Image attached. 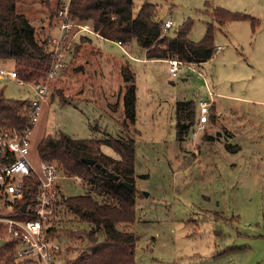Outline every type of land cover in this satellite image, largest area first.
<instances>
[{"label": "rangeland", "instance_id": "374dc122", "mask_svg": "<svg viewBox=\"0 0 264 264\" xmlns=\"http://www.w3.org/2000/svg\"><path fill=\"white\" fill-rule=\"evenodd\" d=\"M145 1L134 0V11ZM148 1L158 6L161 21H173L164 31L167 36L189 21V37L199 42L213 24L215 56L200 66L182 62L173 77L168 61L148 60L135 41L125 43L129 55L114 41L91 40L86 36L90 33L75 27L56 78L49 79L55 65L49 42L48 70L32 80L18 74L24 85L19 78L0 77V90L7 98L33 100L34 80L48 86L31 137L30 157L36 166L42 160L39 143L59 133L135 141L136 218L127 228L137 238L136 264H264V0ZM64 4L17 0L18 11L29 19L39 41L59 36ZM217 9L246 14L256 26L250 20L219 25L213 18ZM0 68L21 72L13 60L0 61ZM133 84L134 117L126 107ZM200 100H212L215 112L210 109L206 128L194 138ZM178 102L196 105L194 123L182 141ZM181 121L190 123L184 116ZM103 151L119 159L112 148L104 146ZM66 175L51 221L54 237L61 241L62 264L78 257L87 244L85 237L71 236L85 226L64 199L86 193L97 197L88 182ZM5 225L0 222V242L11 241Z\"/></svg>", "mask_w": 264, "mask_h": 264}, {"label": "trees", "instance_id": "16d2710c", "mask_svg": "<svg viewBox=\"0 0 264 264\" xmlns=\"http://www.w3.org/2000/svg\"><path fill=\"white\" fill-rule=\"evenodd\" d=\"M134 5V0H71L69 14L78 22L92 20V26L104 39L123 43L135 41L150 60L177 58L181 62L201 65L215 56L217 46L213 24L207 25L206 34L199 42L189 37L192 30L189 21L170 37L164 33V22L159 19L157 5L146 0L138 12L134 11ZM213 18L219 25L235 20L251 21L246 14L224 9H217ZM252 25L255 28L256 23L253 21ZM49 49V41H39L29 19L18 11L17 0H0V61H15L21 67L18 74L29 80L48 70ZM29 102V99L7 98L0 90V128L18 133L28 127L33 128ZM135 104L136 87L133 84L126 96V107L132 108V117L135 116ZM214 108L215 104L212 111ZM195 110L193 102H178L180 141L184 140L186 131L194 123ZM183 116L190 120L188 125L181 121ZM212 117L215 118V114L210 117L211 121ZM104 146L112 148L119 159L105 154L102 150ZM135 148L134 140L127 142L113 137L76 139L64 133L48 136L39 143L38 153L43 161L54 162L65 174L88 182L95 195L102 198L100 202L97 197L86 193L64 199L65 205L79 218V223L85 226L81 231L71 232V236L85 237L87 244L81 247L82 253L78 257H65L63 264H136L137 238L127 228L136 218V190L134 187L131 191L123 185V182L134 184ZM85 159L96 160L119 179L114 181L100 169L88 165ZM36 185V180L26 182L20 209L12 217L23 220L33 218V214L23 212L22 206L35 198ZM48 233L54 235L55 227L48 229ZM20 248V242L15 239L5 244L0 242V261L3 264H21L17 256ZM28 263L31 264L30 261Z\"/></svg>", "mask_w": 264, "mask_h": 264}, {"label": "built area", "instance_id": "2783aa9c", "mask_svg": "<svg viewBox=\"0 0 264 264\" xmlns=\"http://www.w3.org/2000/svg\"><path fill=\"white\" fill-rule=\"evenodd\" d=\"M70 2L71 0H65L63 10L60 11L59 36L49 41L53 46L52 59L55 62L49 73V79L56 78L64 67L65 54L72 44H68L65 51L63 48L73 28L77 27L83 34L87 32L86 34L90 33L103 38L90 22L73 21L69 14ZM173 26V21L167 20L164 22L163 29L166 31ZM114 42L130 55L127 51V44L121 41ZM168 63L171 75L177 77L180 65L183 63L176 58L168 60ZM4 76L12 79L19 78L16 70L8 71L0 68V77ZM18 80L21 85L25 84L24 80L20 78ZM32 88L36 94V98L29 102V117L33 128L28 127L21 133L13 130H0V222L6 224L9 239L20 242L21 248L17 256L21 262L27 260L31 264H60L62 262L60 254L63 250L61 242L57 241L54 235L49 234L48 229L52 227L51 221L59 204L56 194L58 195L60 180L66 178L67 175L56 163L40 160L39 166H36L30 157L34 126L39 121L42 103L48 98L49 92L47 84L38 80H34ZM213 105L212 100L199 101L200 114L194 138L198 131L206 128ZM34 180L37 181V192L31 203L27 201L28 206L25 211L27 214H33V218L23 220L12 217V214L8 216L9 213L20 209L19 205L25 195V184L27 181Z\"/></svg>", "mask_w": 264, "mask_h": 264}, {"label": "water", "instance_id": "95a60500", "mask_svg": "<svg viewBox=\"0 0 264 264\" xmlns=\"http://www.w3.org/2000/svg\"><path fill=\"white\" fill-rule=\"evenodd\" d=\"M85 162L88 165H90V166H95L97 169H100L103 174L109 175L114 181H117L119 179V177L117 175L108 172V170L105 167H102L100 164L96 163V160H93V159H85ZM123 185L127 189H129L131 191L134 190V187H135V185L133 183H129V182H123ZM27 206H28V203L25 202L23 204V208H22L23 212L26 211ZM3 244H5V242H3Z\"/></svg>", "mask_w": 264, "mask_h": 264}, {"label": "crops", "instance_id": "0c3cea01", "mask_svg": "<svg viewBox=\"0 0 264 264\" xmlns=\"http://www.w3.org/2000/svg\"><path fill=\"white\" fill-rule=\"evenodd\" d=\"M86 36H88L91 40H92V38L94 37H96V38H100V39H103V38H101V37H99V36H96V35H86ZM106 40V39H105ZM148 60H150V59H148ZM166 61H168V60H166ZM196 65V64H195ZM200 66V65H199ZM214 112H215V110H214ZM213 115V114H212ZM211 115V116H212ZM216 115V114H215ZM102 150H103V148H102ZM104 152V151H103ZM105 154H107V155H109V156H111V157H113V158H116L115 156H112L111 154H110V152L109 151H106V152H104Z\"/></svg>", "mask_w": 264, "mask_h": 264}]
</instances>
